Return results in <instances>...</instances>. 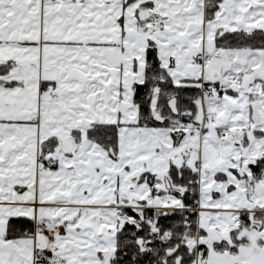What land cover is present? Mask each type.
Masks as SVG:
<instances>
[{
  "label": "snow or ice",
  "instance_id": "6c2138e0",
  "mask_svg": "<svg viewBox=\"0 0 264 264\" xmlns=\"http://www.w3.org/2000/svg\"><path fill=\"white\" fill-rule=\"evenodd\" d=\"M0 264H264V0H0Z\"/></svg>",
  "mask_w": 264,
  "mask_h": 264
}]
</instances>
